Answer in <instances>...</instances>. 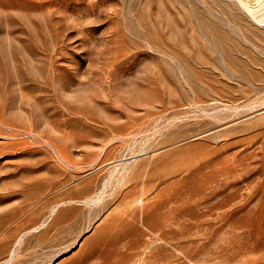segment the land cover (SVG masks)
<instances>
[{
    "label": "rangeland",
    "instance_id": "obj_1",
    "mask_svg": "<svg viewBox=\"0 0 264 264\" xmlns=\"http://www.w3.org/2000/svg\"><path fill=\"white\" fill-rule=\"evenodd\" d=\"M3 239L0 264H264V0H0Z\"/></svg>",
    "mask_w": 264,
    "mask_h": 264
},
{
    "label": "bare ground",
    "instance_id": "obj_2",
    "mask_svg": "<svg viewBox=\"0 0 264 264\" xmlns=\"http://www.w3.org/2000/svg\"><path fill=\"white\" fill-rule=\"evenodd\" d=\"M125 170H127V169H125ZM123 174H124V171H123ZM130 176H131V173L130 172H127L125 175H122L121 174V179L123 180V182H124V180H128L129 178H130ZM146 183H144L143 184V187H142V194H143V196L145 195V194H147L148 192H149V186H147V185H145ZM147 186V187H146ZM141 194V195H142ZM128 195L129 196H131L130 194H129V192H128ZM97 198V197H96ZM88 200H90V201H88ZM85 203L88 205L90 202H94V203H96V202H99L97 199H92L91 200V198L90 199H88ZM140 204L143 206V210H144V203H143V199L140 201ZM127 205V204H126ZM129 205H131V204H129ZM146 208V207H145ZM58 209V208H57ZM20 211V210H19ZM57 210H56V207L55 208H53L52 210H51V212H50V214H49V216H48V219H46L39 227H36V228H34L33 227V229L32 230H30L29 232H27V234H32V233H37L39 230H41V229H43V228H45L47 225H48V220H50L49 218H50V216H52L55 212H56ZM145 211V210H144ZM144 214V213H143ZM17 216V215H16ZM135 216V215H134ZM22 228V227H21ZM17 229V228H16ZM19 229V228H18ZM17 229V230H18ZM15 232V231H14ZM17 232V231H16ZM120 233H122V232H120ZM124 233V232H123ZM123 233L121 234V235H123ZM11 235L13 234V232L12 233H10ZM111 234V233H110ZM25 235V234H24ZM24 235L23 236H20V238H18V240H17V243L18 242H20V239L21 238H23L24 237ZM112 235H113V233H112ZM115 235V234H114ZM109 237V236H108ZM107 237V238H108ZM110 243H112V242H109V244ZM19 244V243H18ZM9 245H10V240L9 239H3L1 242H0V253H2V252H5L6 250H7V248L9 247ZM19 246V245H18ZM17 246V247H18ZM16 247V248H17ZM16 253V251H11L10 252V254H14V253ZM15 255V254H14Z\"/></svg>",
    "mask_w": 264,
    "mask_h": 264
}]
</instances>
